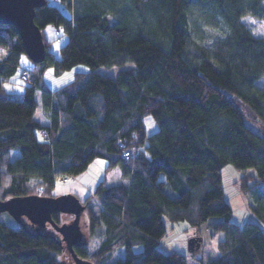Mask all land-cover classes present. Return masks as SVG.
I'll list each match as a JSON object with an SVG mask.
<instances>
[{
  "label": "trees",
  "instance_id": "trees-1",
  "mask_svg": "<svg viewBox=\"0 0 264 264\" xmlns=\"http://www.w3.org/2000/svg\"><path fill=\"white\" fill-rule=\"evenodd\" d=\"M247 16L264 23V0H47L35 17L47 48L34 68L43 79L32 80L21 97L3 83L16 75L24 46L13 26L0 25L6 54L0 59V200L58 197L60 176L72 178L106 159V170L122 166L127 182L101 181L80 200L89 240L74 248L78 257L93 264H188L187 256L160 248L167 216L224 233L221 255L209 264H264L262 228L233 222L222 180L227 165L255 170L242 177L241 191L264 224V89L257 85L264 78V37L243 23ZM48 25L60 32L58 41L68 36L60 58L45 37ZM128 63L134 66L115 78L95 71ZM79 64L92 71L55 90L45 85L46 70L61 76ZM38 92L46 126L35 118ZM147 116L158 125L150 136ZM250 119L259 132L246 124ZM15 151L20 155L12 160ZM3 215L0 264H58V255L68 252L50 224L52 230L38 229L22 218L13 227ZM52 218L57 225L74 219ZM93 239L100 243L91 249ZM120 249L125 257L111 262Z\"/></svg>",
  "mask_w": 264,
  "mask_h": 264
},
{
  "label": "rangeland",
  "instance_id": "rangeland-1",
  "mask_svg": "<svg viewBox=\"0 0 264 264\" xmlns=\"http://www.w3.org/2000/svg\"><path fill=\"white\" fill-rule=\"evenodd\" d=\"M52 3H54L52 1ZM61 7L68 17H71L70 11L64 9L63 6L59 3H54ZM243 23L252 31L253 34L257 36L264 37V23L258 21L252 17L243 18ZM44 34L46 39L50 42V50L55 53L57 58L61 57V47L65 45L68 41V36H62L61 41H58V36L56 35V27L54 25H48L44 29ZM6 55L4 50L0 48V59ZM134 65L132 63L126 64L124 67L114 66V67H100L95 71L103 76L115 78L119 72L124 68H132ZM33 69L35 64L28 58L26 54H23L20 60V67L15 76L10 79H7L3 85L5 89L13 94H16L18 97L22 96V93L29 83H24L21 78V73L23 69ZM92 69L85 65L79 64L73 67L71 70L65 72L61 76H56L53 69H48L44 72V82L47 87L51 90L58 89L71 81H73L76 73H90ZM257 85L264 89V78L257 82ZM36 99L38 102V107L35 113V118L40 121L43 125H49L50 121L48 117L42 110L41 104V93L36 94ZM145 130L150 136L157 131L158 125L154 121L152 116H147L144 119ZM246 124L251 127L254 131L259 132V123L254 121L246 120ZM41 133H39V137ZM20 155V152L15 151L12 153V160H15ZM108 161L106 159H96L93 161L87 170L80 175L73 176L68 178V181H63L61 176L56 180V188L54 191L55 196H63L69 194H75L80 200L86 199L89 195H93L97 186L101 181H105L107 185H115L122 182H127L123 177L124 169L122 166H118L111 171H107ZM254 169H249L246 172L239 171L232 165H227L222 170V180H223V191L225 200L231 206L233 210V222L239 226H244L247 222H253L262 228L264 233V224L261 223L259 218L251 211L249 206L248 198L241 191V180L242 177L246 174L254 175ZM36 180H33L35 182ZM252 183V181H251ZM3 221L8 225L13 227H21V222H18L13 217L4 213L2 216ZM62 221L67 219L61 217ZM28 220V219H27ZM166 224V234L160 240V248L165 253L178 252L188 257V264H201L199 261L202 260L203 264H209L210 262L216 260L221 254L218 249V243L220 240L224 239V233H218L214 235L211 229L207 226L200 228H193L188 221H171L167 216L164 217ZM64 224V223H63ZM61 224V225H63ZM47 224L49 230H52L54 226ZM45 228V229H46ZM56 231V229L54 230ZM57 232V231H56ZM62 237V236H61ZM83 237L86 241L89 240V234L84 231ZM193 238H201L203 240V245L200 250L195 251L196 254L192 256V253L189 249V242ZM100 241L93 239L91 249L97 247ZM137 251H142L143 247H137ZM125 257V250L120 249L117 251L111 262H116L120 258ZM58 264H75L74 260L67 251L60 253L57 257ZM73 260V262H72Z\"/></svg>",
  "mask_w": 264,
  "mask_h": 264
},
{
  "label": "water",
  "instance_id": "water-1",
  "mask_svg": "<svg viewBox=\"0 0 264 264\" xmlns=\"http://www.w3.org/2000/svg\"><path fill=\"white\" fill-rule=\"evenodd\" d=\"M47 5V0H0V25L13 26L20 36L28 58L34 64H41L46 58V45L42 30L36 25V10ZM85 206L74 194L58 197L31 195L26 197L0 200V214L7 213L18 222L28 219L31 225L45 229L47 224L55 227L62 236L68 252L75 264H93L77 256L74 248L83 244L81 216ZM54 214L73 216L71 223L57 225L53 221ZM203 240L193 238L189 242L191 252L200 250Z\"/></svg>",
  "mask_w": 264,
  "mask_h": 264
},
{
  "label": "built area",
  "instance_id": "built-area-1",
  "mask_svg": "<svg viewBox=\"0 0 264 264\" xmlns=\"http://www.w3.org/2000/svg\"><path fill=\"white\" fill-rule=\"evenodd\" d=\"M56 35L59 36L60 32L57 31ZM59 41H60V38H59ZM21 78H22L24 83H30V82H32V80H36V79H43L42 76H39L35 73L34 68L33 69H29V68L23 69V72L21 74ZM126 155H129V153H127ZM68 178H71V177H64L63 181H68L69 180Z\"/></svg>",
  "mask_w": 264,
  "mask_h": 264
},
{
  "label": "crops",
  "instance_id": "crops-1",
  "mask_svg": "<svg viewBox=\"0 0 264 264\" xmlns=\"http://www.w3.org/2000/svg\"><path fill=\"white\" fill-rule=\"evenodd\" d=\"M197 260V259H196Z\"/></svg>",
  "mask_w": 264,
  "mask_h": 264
}]
</instances>
